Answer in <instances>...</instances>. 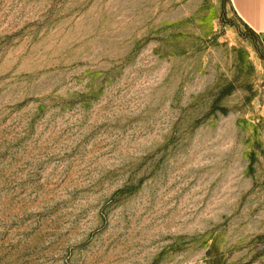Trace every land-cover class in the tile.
<instances>
[{"label":"rangeland","instance_id":"obj_1","mask_svg":"<svg viewBox=\"0 0 264 264\" xmlns=\"http://www.w3.org/2000/svg\"><path fill=\"white\" fill-rule=\"evenodd\" d=\"M0 264H264V49L228 0H0Z\"/></svg>","mask_w":264,"mask_h":264},{"label":"crops","instance_id":"obj_2","mask_svg":"<svg viewBox=\"0 0 264 264\" xmlns=\"http://www.w3.org/2000/svg\"><path fill=\"white\" fill-rule=\"evenodd\" d=\"M235 15L259 38L264 49V0H228Z\"/></svg>","mask_w":264,"mask_h":264}]
</instances>
